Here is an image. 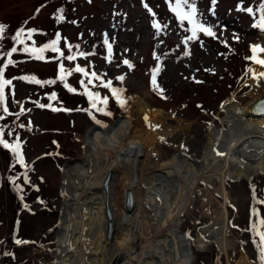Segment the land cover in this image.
<instances>
[{
    "label": "rangeland",
    "instance_id": "obj_1",
    "mask_svg": "<svg viewBox=\"0 0 264 264\" xmlns=\"http://www.w3.org/2000/svg\"><path fill=\"white\" fill-rule=\"evenodd\" d=\"M171 1L0 0V23L6 25L5 35L0 39V66L7 63L5 52L12 47L18 49L12 56L15 63L4 70L5 78L13 80L6 87L5 102L11 115L4 113L0 126L5 127V139L10 143L19 136L21 151L31 169L25 180L24 166L18 164L10 149L0 145V252L4 253L0 255V264H53L63 207V170L70 161L84 160L80 134L92 127L108 128L122 118L135 116L137 95L148 90L151 94L148 101L155 109L164 111L171 126L176 127L179 122L189 126L185 136L176 133L160 142L157 164L169 161L179 152H184L189 159H200L209 145V129H228L222 121L226 117L223 108L228 98L235 95L240 107L255 101L254 86L245 71L248 67L256 71L257 64L246 58L252 55V45L264 46V29L257 28L264 0H195L197 22L212 27L216 37L198 32V39L187 44L184 40L191 35L192 25L187 20L181 21L170 9L177 3V0ZM248 7L253 8L252 13L247 12ZM184 10L189 9L184 6ZM60 16L64 19L60 20ZM153 23H159L161 28L155 29ZM20 28L25 33L36 29L31 40L24 38L29 47H43L59 33L58 47L65 56L71 54L67 44L73 45L72 52L84 51L89 55L87 58L77 55L76 60L68 61L48 50L44 53L45 59L37 61L21 51L23 45L12 39ZM105 35L113 49L110 63L107 46L103 44ZM77 44L79 49L74 47ZM258 55L264 57V53ZM124 59L130 61L132 68L123 64ZM61 62L66 70L79 64L89 76L73 71L66 81L57 80L55 85L45 86L19 79L21 76L57 79ZM156 67L160 68L157 83L165 90L163 96L153 91L151 85ZM92 71L104 83L112 80V86L122 90L124 107L111 89H105L91 77ZM119 76L125 79L120 81ZM89 79L93 82L88 91L99 92L101 101L108 97L106 106L98 103L104 112L91 109L84 85L79 83L84 80L87 84ZM65 82L76 91L70 93L63 86ZM52 92L57 93L54 101L47 98ZM37 101L51 103L61 111L40 109ZM17 113H20L18 117ZM21 123L25 125L23 129L18 127ZM13 127L15 132L10 137L7 131ZM13 177L20 179L13 184L10 179ZM206 185L200 182L189 211L183 214L192 226V264H237L241 258L259 264L255 246L259 237L254 235L252 225H256L257 231H264V225L259 224L264 219V176L227 180L228 201L214 195L212 208L218 211L226 204L228 239L237 240L229 257L214 245L200 248L195 240L197 229L208 223L203 216V196H200ZM17 186L23 191L18 192ZM127 202L128 196L125 208ZM15 209L19 217L14 216ZM17 238L29 243L16 245Z\"/></svg>",
    "mask_w": 264,
    "mask_h": 264
},
{
    "label": "bare ground",
    "instance_id": "obj_2",
    "mask_svg": "<svg viewBox=\"0 0 264 264\" xmlns=\"http://www.w3.org/2000/svg\"><path fill=\"white\" fill-rule=\"evenodd\" d=\"M255 68L264 71V66ZM250 83L254 100L262 98L264 81L259 87L253 79ZM150 96L147 90L135 97V116L80 134L84 160L63 170L53 264H192V226L183 214L202 181L207 184L200 196L208 223L197 229L196 243L200 248L214 245L226 257L236 248L237 240L228 239L226 204L217 211L213 199L216 194L228 201L227 180L264 176V117H250L249 104L240 107L232 95L223 108L228 129H209V145L200 159L179 152L157 164L160 142L176 133L185 136L189 126H171ZM129 190L135 198L132 212L125 208ZM237 264L252 263L241 258Z\"/></svg>",
    "mask_w": 264,
    "mask_h": 264
},
{
    "label": "snow or ice",
    "instance_id": "obj_3",
    "mask_svg": "<svg viewBox=\"0 0 264 264\" xmlns=\"http://www.w3.org/2000/svg\"><path fill=\"white\" fill-rule=\"evenodd\" d=\"M213 2H214V0H213ZM184 6H187V8L189 10L185 11ZM260 7L262 9V15L260 17L259 23L257 24V28L264 29V5H261ZM246 10L249 13L253 12L252 7H248ZM61 11H63V9H61ZM148 11L151 12V9H148ZM172 11L177 13V15L179 16V19L181 21L187 20L192 25V28L190 29L191 35L186 37V39L184 40L185 44H187L189 41L197 40L198 39V36H197L198 32L206 34L209 37H216V32L213 30L212 27H206L204 24L197 22V19H196L197 9L195 6V0H177L176 6L172 9ZM153 15H155V14L153 13ZM59 19L63 20L64 17L60 16ZM153 27L155 29H160L161 25L159 23H153ZM5 28H6V25L0 23V39H3V37L5 35ZM35 31H36V29L33 28V29H30L29 31H27V33H25V29L20 28L18 31H16L15 36H13L12 39L15 40L17 42V44L23 45V48L21 49V51H23L25 53H29L37 61L44 60L45 59L44 53L48 50H51L52 53H58L59 54L58 58H62V59L68 60V61L76 60L77 55H79L80 57H84V58H87V56L89 55L88 53H86L84 51L72 52L73 45L67 44V49L71 54L65 56L64 52L61 51L60 47H58V45L61 41V36L59 33H56L55 39H52L49 43L44 44L43 47H39V48H37L35 46L29 47L28 44L25 42L24 38H25V36H27V39L31 40L32 35ZM236 39H239V37H236ZM34 44H35V42H33V45ZM103 44L107 46L108 60L110 63L111 62L110 58L112 56L113 49H112V44L109 43L108 37L106 35L103 38ZM74 47L76 49H79L80 45L77 44ZM17 51H18V49L16 47H12L10 51L5 52L4 56L7 57V63L3 64V66H0V120H3V118H4L3 114L4 113H8L9 115H11V113H9L8 108L5 106V102H6V87L9 85H12L13 80L5 78V71L4 70L9 65H12L15 63V61L12 59V56H13V53H16ZM251 52H252V55L247 57L246 59L249 61L255 62V64H257V65L264 66V59H261L260 56L258 55L260 53H264V46H261L259 44L252 45L251 46ZM185 55H188V53L186 52ZM54 59H55V57H54ZM155 59L160 60V56H156ZM122 62L124 65H127L129 68H132V64L130 63V61L128 59H124ZM73 71L76 73H82L85 77L89 76V72L86 71V69L81 67L79 64H77L75 66V68L72 70H66L64 63L61 62L59 64V75H58L57 79L41 80V79H37L35 76H21V77H19V79L20 80H27L30 83H33L36 85H41V86L55 85L57 83V80H59L61 82L66 81V77L71 76ZM159 71H160L159 67H156L153 69L152 75H151V85H152L153 91L159 92V94L163 96L165 90L157 83V73H159ZM245 76H249L251 79H253L256 82L255 83L256 87H259L261 84V81H264V71L257 72L252 67H248L246 69ZM91 77L93 79H95L96 81H100V83L103 85V87L105 89H111L112 95L115 96L117 102L120 103L121 107L125 106V101H124V99H122V90L113 87L112 86V84H113L112 80H107V82L104 83L103 80H101V77L99 75H97V73L95 71L91 72ZM243 78L244 77H241V79H243ZM93 79H89L87 84L85 83L84 80H80L79 83L81 85H84L85 93L88 97V100L91 101V109L95 110V112H104V110H105L104 107H99L98 103H102L103 105L106 106L109 102L108 97H104V99L101 101L99 92L88 91V86L92 84ZM117 79L120 81H123L125 79V77L119 76V77H117ZM63 86L70 93L76 91V89L74 87H70L69 84L66 82L64 83ZM47 98L50 101H54L57 99V93L52 92L50 95L47 96ZM36 106L39 107L40 109L48 108L54 112H60L61 111L60 108L53 107V105L51 103L44 104V103H39V101H37ZM198 107H200V106H198ZM252 110L264 112V101H261L260 104L257 105ZM20 111L22 113L24 111V109L21 108ZM64 111H67V109H64ZM19 115H20V113H17V117ZM107 115H111V112H108ZM92 118L95 119L94 116ZM144 119L147 120L148 117L145 116ZM96 123H99V121L97 120ZM18 127L23 129L25 127V125L23 123H21L18 125ZM14 132H15V127L9 128L7 131V135L11 137V136H13ZM0 145H2L4 149H10L14 158L18 162V164L24 166V168H25L24 179L27 180L28 179V173L31 171V169L28 167V165L25 162V157L21 151V142H20L19 136H16L14 138V142L10 143L7 139H5V127L0 126ZM181 147L183 148L185 146L181 145ZM217 154L223 155V153H217ZM10 179L12 180V183L15 184L16 180L20 179V178L19 177H13ZM16 190L18 192L23 191V189L20 188L19 186H17ZM20 199L23 200L24 196H21ZM24 207L27 208V205L25 204ZM255 211L256 210L253 209L254 213H255ZM259 224L264 225V219H260ZM232 227H237V226L235 224H232ZM252 230H253L254 235L259 237L258 242L255 245L256 248L258 249L259 264H264V231H257L255 224L252 225ZM28 243H29L28 241L22 240L19 238H17L15 240L16 245H23V244H28ZM0 255H4V253L0 252Z\"/></svg>",
    "mask_w": 264,
    "mask_h": 264
},
{
    "label": "water",
    "instance_id": "obj_4",
    "mask_svg": "<svg viewBox=\"0 0 264 264\" xmlns=\"http://www.w3.org/2000/svg\"><path fill=\"white\" fill-rule=\"evenodd\" d=\"M261 101H264V96L255 102L249 104L248 106V115L252 118L259 119L264 117V112H259V111H253L252 109L255 108L257 105L260 104ZM128 192V202H127V210L132 212L135 209V198L133 195V192L129 190ZM113 230V227H111V230Z\"/></svg>",
    "mask_w": 264,
    "mask_h": 264
},
{
    "label": "trees",
    "instance_id": "obj_5",
    "mask_svg": "<svg viewBox=\"0 0 264 264\" xmlns=\"http://www.w3.org/2000/svg\"><path fill=\"white\" fill-rule=\"evenodd\" d=\"M14 126H15V124H14ZM16 171V170H15ZM4 183H7V181H4ZM1 190V189H0ZM2 209H4V207H1ZM13 214H14V216H17V217H19L18 216V214H17V212H16V209L13 211Z\"/></svg>",
    "mask_w": 264,
    "mask_h": 264
}]
</instances>
